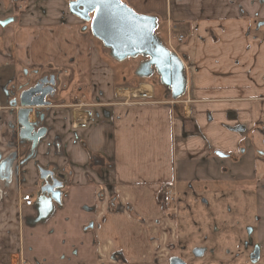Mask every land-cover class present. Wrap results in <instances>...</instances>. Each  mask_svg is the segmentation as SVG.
I'll list each match as a JSON object with an SVG mask.
<instances>
[{"label": "crops", "instance_id": "obj_1", "mask_svg": "<svg viewBox=\"0 0 264 264\" xmlns=\"http://www.w3.org/2000/svg\"><path fill=\"white\" fill-rule=\"evenodd\" d=\"M47 1L29 5L19 26L0 27V264L60 262L71 246L92 244L85 226L102 217V244L139 259L155 234L165 246L174 235L167 195L201 183L255 189L264 216V44L252 0H166L164 21L155 13L157 36L183 64L178 97L153 66L141 72L147 57L117 58L85 22ZM136 2L128 4L145 10ZM45 74L58 86L40 109L48 131L20 165L30 152L19 139L20 88ZM29 119L39 122L35 112ZM41 167L63 187L61 203L39 220ZM26 193L37 194L34 206L23 203ZM113 200L134 215L109 211Z\"/></svg>", "mask_w": 264, "mask_h": 264}, {"label": "rangeland", "instance_id": "obj_2", "mask_svg": "<svg viewBox=\"0 0 264 264\" xmlns=\"http://www.w3.org/2000/svg\"><path fill=\"white\" fill-rule=\"evenodd\" d=\"M42 1L44 0L38 2L27 0L35 10ZM70 1L72 0H48L46 4L47 7L57 10L63 8L67 13ZM121 1L133 7L138 14L145 15L149 9L152 13L150 16L157 17L155 14L157 13L159 20L164 21L166 0H144V2L137 0L136 3L140 5L143 3L146 6L145 10L140 11L128 4L130 0ZM3 4L11 9L12 5L14 6L12 0H0V9ZM18 6L24 8L26 4L20 3ZM27 11H30L28 5L23 12L19 9L14 10L19 18L12 25L19 26V23L23 21V14L29 13ZM7 14L0 12V17ZM86 24V30L90 31V24ZM161 30L164 32V28ZM159 37L163 44L164 36ZM141 59H143L142 56H137L128 61L135 63ZM36 197L37 194H34L33 198ZM165 213L170 219L166 221L167 232H170L169 227H172L174 231L172 238L166 240V249L162 253L165 257L172 252L188 264H264V216L262 214L258 217L255 189L248 186L235 185L229 188L201 183L195 189H185L181 193L168 194L165 200ZM158 242L163 244L161 238L157 240V234H155V240L149 247L148 255L152 261L150 264H154L153 261L157 260L158 254L160 257L163 256L161 251L160 253L156 251ZM256 245L261 246V254L260 258L253 262L251 255ZM196 250L202 251L203 254H195Z\"/></svg>", "mask_w": 264, "mask_h": 264}, {"label": "water", "instance_id": "obj_3", "mask_svg": "<svg viewBox=\"0 0 264 264\" xmlns=\"http://www.w3.org/2000/svg\"><path fill=\"white\" fill-rule=\"evenodd\" d=\"M70 9L71 13L87 21L91 20L89 13L94 12L91 31L112 50L117 58L122 60L138 55L147 57L148 60L143 64V68L151 69L154 66L162 82L173 88L175 97L184 92L183 64L157 36L156 17L138 14L121 0H76L70 3ZM56 83L57 78L52 75L50 79H40L32 88L26 90L20 88L22 92L19 99L21 108L18 113L19 139L23 143L30 144V152L20 165L33 158L40 140L47 134L48 129L43 126L45 114H40V109H48L51 106L56 94ZM33 112L36 113L37 118L39 117V123L30 121ZM6 164V160L2 162L0 174L5 171ZM39 170L41 179L46 183L41 187L36 201L39 220H41L50 215L54 203L61 202L63 183L55 177L52 170L43 167ZM49 178L53 183H49ZM198 254H202V251L199 250ZM260 254L261 246L256 245L251 260L256 262ZM170 263L187 264L180 257L171 258Z\"/></svg>", "mask_w": 264, "mask_h": 264}, {"label": "flooded vegetation", "instance_id": "obj_4", "mask_svg": "<svg viewBox=\"0 0 264 264\" xmlns=\"http://www.w3.org/2000/svg\"><path fill=\"white\" fill-rule=\"evenodd\" d=\"M38 1L39 0H37V2ZM72 1H76V0H72ZM72 1H70V3ZM252 1H253L252 4L255 6L254 9H255V13H256V17H255L256 21L254 24V31L261 38L262 45H263L264 44V15H262V13H264V0H252ZM12 3L14 4V6L12 5L13 10L9 6H7V5L5 6V4H3V7H1V9H0L1 13H8L6 16L0 17V27L1 28H7V27L11 26L12 24H14L18 21L19 17L14 13V10L19 9L23 12L27 8V5L29 6L27 0H12ZM20 3L21 4L25 3L26 6L24 8L21 6H18V4H20ZM70 3H69V10L71 12ZM10 11H13V12L10 13ZM73 15L76 16L77 18H79L80 20H82L83 22L90 24V26H91V20L94 16V12L89 13V16L91 17L90 21H87V20H85V19H83V18H81L75 14H73ZM6 22H8V23H6ZM141 72L147 74L149 72V70L147 68H144V69H142ZM52 75H54V74H45V75L41 76L40 78H38L32 84L26 85L24 87L22 86L23 87L22 90H26V89L34 87L37 85V83L40 79H43V78L50 79ZM57 88H58V86L56 83V86H55L56 93H57ZM55 96H56V94H55ZM48 99H49V97H48ZM42 114H44V113H42ZM49 183H53L51 178H49ZM45 184L46 183L44 182L43 185H45ZM60 203H55V204L58 205ZM34 205H35V201H34ZM108 209H109V211H111L113 213H119L122 210H126L130 214L134 215L133 208L131 206L116 204L115 200H113V202L109 203ZM104 220H105V217L104 218L102 217L100 219V221L97 219L90 220L88 222V224L85 226V231L93 233L92 239H91L92 244L88 247L75 246V245L71 246L70 247V249H71L70 253L66 251L65 253H61V255L59 256L62 261L55 262V263H48L46 261L40 260L39 257H35V259H33V261H24L21 264H150L152 262L149 259V255H148L149 251L148 250H146L145 253L141 254L139 256V259H137V258L132 259L127 255V253L125 252V250L122 247H117L116 245H113L109 249L107 246L103 245L102 241L97 236V231H98V228L100 227V222H103ZM94 232H95V235H94ZM165 249H166L165 244H161L160 242H158L156 251H158V253H160V251H161V255H163L162 253L165 251ZM198 251L199 250H196L195 254L199 255ZM202 254H203V252H202ZM173 257H179V256L174 255L172 252H170V254L167 257H165V255L160 257L158 254L157 258H156L157 260L156 261L154 260L153 263L154 264H171L170 261H171V258H173ZM78 258H81V259L77 260ZM63 259H65V260H63ZM186 263L188 264V262H186Z\"/></svg>", "mask_w": 264, "mask_h": 264}, {"label": "built area", "instance_id": "obj_5", "mask_svg": "<svg viewBox=\"0 0 264 264\" xmlns=\"http://www.w3.org/2000/svg\"><path fill=\"white\" fill-rule=\"evenodd\" d=\"M179 39L182 40L183 36H180ZM85 127H87V122H85V121L78 122L75 124V129L85 128ZM22 200L26 206H33L34 205V198H33L32 194H28V193L24 194L22 197Z\"/></svg>", "mask_w": 264, "mask_h": 264}]
</instances>
